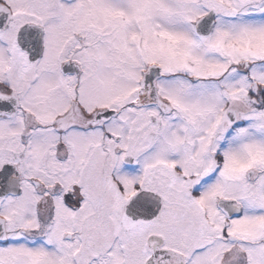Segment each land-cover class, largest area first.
<instances>
[{
    "label": "snow or ice",
    "instance_id": "6c2138e0",
    "mask_svg": "<svg viewBox=\"0 0 264 264\" xmlns=\"http://www.w3.org/2000/svg\"><path fill=\"white\" fill-rule=\"evenodd\" d=\"M0 264H264V0H0Z\"/></svg>",
    "mask_w": 264,
    "mask_h": 264
}]
</instances>
